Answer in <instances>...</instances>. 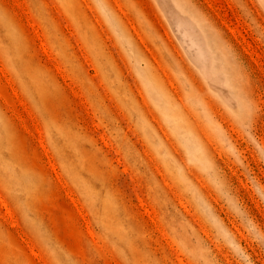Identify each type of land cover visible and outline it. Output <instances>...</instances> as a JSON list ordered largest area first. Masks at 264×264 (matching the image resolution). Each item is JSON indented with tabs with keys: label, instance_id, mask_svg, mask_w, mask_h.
Returning a JSON list of instances; mask_svg holds the SVG:
<instances>
[{
	"label": "rangeland",
	"instance_id": "obj_1",
	"mask_svg": "<svg viewBox=\"0 0 264 264\" xmlns=\"http://www.w3.org/2000/svg\"><path fill=\"white\" fill-rule=\"evenodd\" d=\"M261 2L0 0V264H264Z\"/></svg>",
	"mask_w": 264,
	"mask_h": 264
},
{
	"label": "bare ground",
	"instance_id": "obj_2",
	"mask_svg": "<svg viewBox=\"0 0 264 264\" xmlns=\"http://www.w3.org/2000/svg\"><path fill=\"white\" fill-rule=\"evenodd\" d=\"M261 1H263L264 2V0H261ZM260 2V1H259ZM263 2H261V3H263ZM263 6V5H262ZM264 7V6H263Z\"/></svg>",
	"mask_w": 264,
	"mask_h": 264
}]
</instances>
